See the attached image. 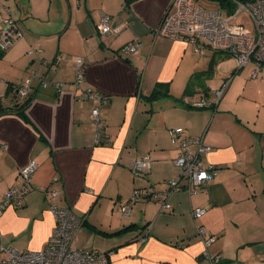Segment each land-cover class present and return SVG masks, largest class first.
<instances>
[{"label":"crops","instance_id":"1","mask_svg":"<svg viewBox=\"0 0 264 264\" xmlns=\"http://www.w3.org/2000/svg\"><path fill=\"white\" fill-rule=\"evenodd\" d=\"M170 2L0 0V13L8 8L23 33L0 56V201L10 186L22 184L19 169L37 163L23 205L0 214V247L43 248L54 227L55 204L83 218L73 246L108 252L110 264H207L197 224L214 236L208 251L220 254L216 264H264V97L226 98L230 80L216 107L194 105L216 97L213 88L194 83L185 93L191 76L226 54L208 48L206 61L184 62L194 57L192 45L155 36ZM102 14L118 33L99 34ZM137 39L141 44L133 53H120ZM36 41L44 63L27 53ZM75 57L83 60L82 90L104 94L105 103L77 98ZM31 69L52 84L43 88L35 79L24 116L6 113L22 102L18 88ZM252 79L242 84L264 83ZM55 82L63 83L60 90ZM158 84L167 93L149 99ZM96 107L105 122L98 139L91 118ZM178 126L187 136L203 138L210 149L201 164L219 171L196 193H170L169 211L157 200L138 199L124 216L118 207L135 189L162 191L179 175L178 150L167 133ZM145 156L149 169L134 174L132 164ZM50 188L58 191L53 200L47 197ZM195 207L207 211L194 219ZM130 224L134 227L113 233Z\"/></svg>","mask_w":264,"mask_h":264},{"label":"built area","instance_id":"2","mask_svg":"<svg viewBox=\"0 0 264 264\" xmlns=\"http://www.w3.org/2000/svg\"><path fill=\"white\" fill-rule=\"evenodd\" d=\"M210 4L211 6H203L194 0H171L153 34L190 44L194 51L199 54H204L206 48L221 51L234 57L238 69L252 62L254 67L251 76L256 78L264 70V0H227L223 6L218 1H212ZM241 14L251 21L252 28L240 20ZM97 29L102 35L120 31V28L111 26L107 14L100 16ZM20 36L21 33L15 30L12 19L0 16V47L2 49L10 47L12 42ZM140 44L137 39L135 42L123 46L119 51L123 55L130 54ZM41 51V45L37 41L28 53L39 54ZM74 62L77 73L73 85L79 89L83 80V74L80 70L83 60L80 57H75ZM35 79L38 80V85L42 87L52 84L51 81L37 77L36 72H32L18 89L21 96L28 94ZM229 81H224L223 85L214 91L216 101L210 102L202 98L194 105L197 107H216ZM62 85L61 82H55L56 90H60ZM77 98H96L101 103H105L108 99L104 94L89 90L80 91ZM91 118L97 127L98 139L105 122L101 119L97 107L92 109ZM167 133L170 143L178 150L174 164L180 170L179 175L168 182V189L154 191L147 188L149 198L157 200L163 211L171 209L167 199L170 193L180 189H184L190 194L196 193L219 171L216 165L203 166L201 164L202 153L210 149L201 136H187L184 129L179 126L169 128ZM149 167L150 157L145 156L134 161L132 171L139 174L148 170ZM36 169L37 163L35 161H30L19 169L18 174L22 179V184L20 186L12 185L5 192L0 201V214L7 207L18 208L23 205L26 194L32 189V177ZM169 187L171 188L169 189ZM57 195L56 189H48L47 197L49 200L55 199ZM133 198H139L138 191H135ZM130 206V203H124L118 208L123 215H127ZM50 211L55 223L44 247L39 250H19L13 246L0 247L5 253V256L0 258V264H110L109 256L104 252L73 246L77 231L83 223L82 217L76 215L68 207H60L55 204L50 205ZM206 211V207H195L191 210V214L194 219H199ZM196 234L203 243L202 256L206 259V263L216 264L221 258L220 254L211 255L208 251L214 236L208 234L206 228L199 224L196 225Z\"/></svg>","mask_w":264,"mask_h":264},{"label":"rangeland","instance_id":"3","mask_svg":"<svg viewBox=\"0 0 264 264\" xmlns=\"http://www.w3.org/2000/svg\"><path fill=\"white\" fill-rule=\"evenodd\" d=\"M194 1L197 4H200V5H203V6H211L210 3L212 2L211 0H194ZM239 18H240V20L242 22L243 21L246 22V24L248 25L249 28H252L251 21H249L246 18L245 15L241 14ZM181 42H183V41H181ZM193 50H194V48H193ZM206 51L209 52V53H207L206 55L204 54L205 55L204 56L203 54H199V53H197L195 51L193 52L191 50V54L194 57L189 58V57L185 56V61L184 62H187V61L190 62L191 61L190 59H194V58H199L200 60L206 61L208 59V54H210V51L212 52V50L206 48L205 52ZM219 55L221 56V58H219V59L216 58L215 59L212 71L211 72H205L204 74L199 75L194 80V85L195 86L197 85L198 88H202V89H204V86L213 88L210 91V93L213 94V92L215 90H217L218 88L221 87V86H218V87L214 88L215 86H213V84L215 85V84H217L219 82V84L222 85V83H223L222 76L224 74V78H226L225 81L226 80H232L230 85H229V88H228L226 94L224 95V97H226V98L232 97L233 100H234V99H236L234 97H238L239 95H245L248 98L249 97L252 98L253 93H255L254 95H256L257 97H259V96L264 97V83L262 84V86L256 85L254 87H248V86H245V85L242 84L243 82H246L244 79H247L249 81L253 80L250 77L251 76L250 68H252V66H253L252 62L249 63L246 67L241 68L237 73L233 74V71H235V69L237 68L234 57H232L230 55H225V56L222 55V54H219ZM226 70H227V72H226ZM248 71H249V73H248ZM245 73H247V74H245ZM246 75H248V76H246ZM254 79L264 81V71L262 73L260 72L258 77L254 78ZM220 80H222V81H220ZM212 97L213 96L211 95L210 99H212ZM262 99H264V98H262ZM212 101H216V99L213 98ZM224 103H225V100H224Z\"/></svg>","mask_w":264,"mask_h":264},{"label":"trees","instance_id":"4","mask_svg":"<svg viewBox=\"0 0 264 264\" xmlns=\"http://www.w3.org/2000/svg\"><path fill=\"white\" fill-rule=\"evenodd\" d=\"M126 2H129L130 0H125ZM211 1H218V2H220V4H222V6H223V4L225 3V1H227V0H211ZM3 10V13H0V16H3V17H8V18H10V19H12V22H13V25H14V28H15V30H18L20 33H21V36L19 37V38H17L15 41H13L12 42V45L17 41V40H19L22 36H23V33H22V30H20L19 29V26H18V24H17V21L9 14L10 13V11L8 10V8H6V7H4V9H2ZM100 34V33H99ZM100 35H102V34H100ZM37 42V41H36ZM11 45V46H12ZM33 45H31L30 46V48L32 47ZM9 47H7L6 49H2L1 47H0V56L8 49ZM30 48L28 49V51L30 50ZM213 50V49H212ZM28 51H27V53H28ZM214 53L215 54H218V50H214ZM40 54H41V52L39 53V54H36V53H28V55H30V56H32V57H38L39 58V61L41 62V63H44L43 62V60L44 59H42V57L40 56ZM215 57H217V56H215ZM215 59V58H214ZM211 60V65L209 66V68L207 69V70H205V71H203V72H201V73H196V74H193V76H191V79L189 80V83L187 84V86H186V89H185V93H187L188 91H190V89H191V86H192V83H194V80L199 76V75H201V74H204L205 72H211L212 71V68H213V64H214V62H215V60ZM238 70V68H236L235 69V71H233V74H235L236 73V71ZM32 72H36V74H37V77H42V78H44L43 76H41V75H39L38 73H37V71L36 70H33V69H31V70H29V72H28V75L30 74V73H32ZM27 75V76H28ZM45 79V78H44ZM25 80V79H24ZM45 80H47V79H45ZM47 81H49V80H47ZM62 83V82H61ZM63 84V83H62ZM42 87V86H41ZM44 88V87H43ZM19 89V88H18ZM81 91H84V90H82V88H81V83H80V88H79ZM32 90H33V84H32V86H31V88L29 89V92H28V94L26 95V96H21L20 95V93L18 92V94L20 95V97H22L23 98V100H22V102H20L18 105V109L17 108H15L14 110L12 109V110H7L6 111V113H8V114H20V115H22L23 113H24V111H22V110H24L25 108H26V106L29 104V102L31 101V98H32V94H31V92H32ZM165 93H167L166 92V90L165 89H162V87H161V84H158L155 88H154V90H153V92H152V95L149 97V99L150 98H155V97H157V96H161L162 94H165ZM2 114V112H0V115ZM23 116H24V114H23ZM185 131V130H184ZM134 174H136V173H134ZM170 180H167V184H168V182H169ZM171 187H169V189H170ZM165 189H168V187L166 186V188ZM135 191H138L139 192V198H136V199H134L133 198V195H134V193H135ZM168 191V190H167ZM176 191V190H175ZM138 199H142V200H146V199H150L149 198V194H148V191H147V189L144 191V192H140L139 191V189H135L134 191H133V194H132V196H131V198H129V201L128 202H126V203H130V204H132L134 201H136V200H138ZM129 214V213H128ZM127 214V215H128ZM127 215H124V216H127ZM132 227H134V225L132 224H130V225H127V226H124L123 228H121V229H119V230H117V231H115V232H113V233H116V234H119V233H121V232H125V231H127L128 229H130V228H132ZM142 236L140 237V238H143L144 236H143V234H141ZM136 237V236H135ZM104 253H106L107 255H108V252H104ZM109 256V255H108Z\"/></svg>","mask_w":264,"mask_h":264}]
</instances>
